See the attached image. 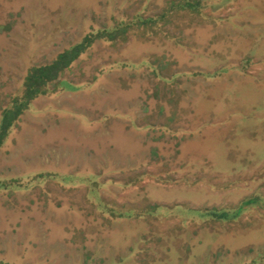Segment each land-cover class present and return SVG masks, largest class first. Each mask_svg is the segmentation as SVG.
Instances as JSON below:
<instances>
[{
    "label": "rangeland",
    "instance_id": "rangeland-1",
    "mask_svg": "<svg viewBox=\"0 0 264 264\" xmlns=\"http://www.w3.org/2000/svg\"><path fill=\"white\" fill-rule=\"evenodd\" d=\"M174 1L0 0V116L31 65L135 24L0 148V264H264V0Z\"/></svg>",
    "mask_w": 264,
    "mask_h": 264
},
{
    "label": "trees",
    "instance_id": "trees-1",
    "mask_svg": "<svg viewBox=\"0 0 264 264\" xmlns=\"http://www.w3.org/2000/svg\"><path fill=\"white\" fill-rule=\"evenodd\" d=\"M175 2V1H174ZM203 0H181L172 4L169 10L161 13L163 18L167 17V14L172 9H187L193 12H200L203 8ZM160 16V15H159ZM138 21L137 26L144 25H155L159 23L157 17H143L139 15L135 18ZM131 22L119 23L114 27H99L93 31L85 34L82 39L69 47L58 52V54L48 63L31 65L23 79V84L20 93H16L8 106H6L0 116V148L6 142L8 136L10 135L13 126L20 115L30 107L32 101L41 95H45L56 89H63V81L60 80V75L64 70L70 67V65L80 57L85 51H87L96 40L118 42L120 40H126L128 38V33L130 32L132 26ZM66 84V83H64ZM67 86V85H66ZM72 89L75 88L70 85ZM8 186V182H5ZM251 202V199H247ZM158 205H152L149 208H143L138 212L139 215L145 213H150V211L156 210ZM213 218L216 219H229L230 213L218 214L216 211H210L208 213ZM122 215H125L122 213Z\"/></svg>",
    "mask_w": 264,
    "mask_h": 264
}]
</instances>
